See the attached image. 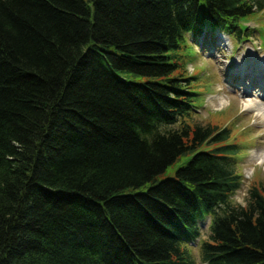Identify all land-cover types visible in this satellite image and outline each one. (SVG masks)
<instances>
[{
    "label": "trees",
    "instance_id": "obj_1",
    "mask_svg": "<svg viewBox=\"0 0 264 264\" xmlns=\"http://www.w3.org/2000/svg\"><path fill=\"white\" fill-rule=\"evenodd\" d=\"M262 10L0 0V264H195L206 217L202 262L264 264V189L232 205L238 150L226 128L189 123L181 65L189 33L240 41Z\"/></svg>",
    "mask_w": 264,
    "mask_h": 264
},
{
    "label": "rangeland",
    "instance_id": "obj_2",
    "mask_svg": "<svg viewBox=\"0 0 264 264\" xmlns=\"http://www.w3.org/2000/svg\"><path fill=\"white\" fill-rule=\"evenodd\" d=\"M259 3L264 7V0H259ZM248 29V36L241 38L240 41L233 39L227 35L219 36L211 46L200 45L190 38L193 43L187 44V49L182 52L181 65L182 74L185 77H194L192 81L193 91L196 93L194 106L196 107L189 123L191 125L212 126L218 130L226 128L230 135L227 143L234 144L239 155L243 147L252 141H264V132L252 124V122L242 116L233 108L231 110H223L208 115H202V97H204L215 82L219 80L223 73L224 82L233 90L240 91L245 97H252L254 94L259 95V99L264 101V67L258 65V61L264 60V10L256 13L251 18L247 19L243 24ZM196 46H195V45ZM252 52V59L249 60V53ZM244 58L245 67L240 68L237 65L238 59ZM188 64L197 65L193 71L187 70ZM224 69V70H223ZM174 164L169 167L160 178L173 176L175 170L182 164ZM252 187L264 189V174L258 175L252 184ZM251 187V188H252ZM209 217L199 222L201 229L200 242L198 246L193 248L187 245L195 264H202L200 254V243L206 241L209 235Z\"/></svg>",
    "mask_w": 264,
    "mask_h": 264
},
{
    "label": "clouds",
    "instance_id": "obj_3",
    "mask_svg": "<svg viewBox=\"0 0 264 264\" xmlns=\"http://www.w3.org/2000/svg\"><path fill=\"white\" fill-rule=\"evenodd\" d=\"M190 40V33H189ZM197 65L188 64L187 70L193 71ZM224 70V69H223ZM202 115L235 108L240 115L246 116L254 126L264 132V101L258 94L245 97L240 91H233L223 79V73L214 83L211 91L202 97ZM235 171L239 186L230 194L229 200L234 207L245 209L251 199V187L258 175L264 174V141H252L245 145L236 157ZM197 244L191 245L195 248Z\"/></svg>",
    "mask_w": 264,
    "mask_h": 264
},
{
    "label": "bare ground",
    "instance_id": "obj_4",
    "mask_svg": "<svg viewBox=\"0 0 264 264\" xmlns=\"http://www.w3.org/2000/svg\"><path fill=\"white\" fill-rule=\"evenodd\" d=\"M250 55H249V60H248V62L246 63V65L247 64H250V63H254V62H251V59L253 58L252 57V52L250 51V53H249ZM245 60H244V58H242V57H240L239 59H238V62H237V65H238V67H239V69L240 68H244L246 65H245ZM258 65L259 66H261V67H264V60H261V61H258ZM262 87L264 88V86L262 85Z\"/></svg>",
    "mask_w": 264,
    "mask_h": 264
}]
</instances>
